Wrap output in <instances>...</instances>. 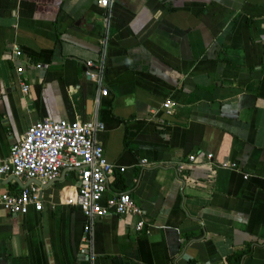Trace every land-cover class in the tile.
Listing matches in <instances>:
<instances>
[{"label": "crops", "instance_id": "1", "mask_svg": "<svg viewBox=\"0 0 264 264\" xmlns=\"http://www.w3.org/2000/svg\"><path fill=\"white\" fill-rule=\"evenodd\" d=\"M104 12L0 0V160L36 121L96 119L104 157L124 169L106 196L129 192L144 226L97 219L90 257L85 219L65 204L73 172L41 186L4 177L0 191L39 185L42 210L0 209V264H228L248 244L240 264H264V0H114L108 26ZM88 61L104 63L99 79Z\"/></svg>", "mask_w": 264, "mask_h": 264}, {"label": "built area", "instance_id": "2", "mask_svg": "<svg viewBox=\"0 0 264 264\" xmlns=\"http://www.w3.org/2000/svg\"><path fill=\"white\" fill-rule=\"evenodd\" d=\"M103 8L108 26L110 10L114 0H97ZM12 61L20 57L21 51L16 44L10 46ZM31 67V65H27ZM40 69L41 65H35ZM86 74L90 79H99L104 72V63L86 62ZM16 72L23 75L25 66H17ZM20 91L27 94L29 86L20 83ZM100 95H106L102 90ZM163 108L169 109L170 102ZM98 120L79 121L48 118L33 123L19 141L10 147L8 159L0 160V181L12 176L39 182L40 186L57 179L62 171L73 172L76 176L77 193L65 201L66 205L75 206L83 215L84 248L92 251V229L97 219L110 216L132 215L139 217L135 227L140 231L144 226L143 211L129 192L115 193L107 197L111 179L123 168L109 163L104 157L103 148L96 136L104 130ZM207 155L206 159L211 160ZM189 162L195 161V155L188 156ZM141 164H147L142 160ZM184 164L178 165V171ZM223 168L235 169L234 163H222ZM35 183L22 188L17 193L0 191V209L9 215H26L31 209L42 210L41 187Z\"/></svg>", "mask_w": 264, "mask_h": 264}, {"label": "trees", "instance_id": "3", "mask_svg": "<svg viewBox=\"0 0 264 264\" xmlns=\"http://www.w3.org/2000/svg\"><path fill=\"white\" fill-rule=\"evenodd\" d=\"M119 180V179H118ZM117 180V181H118ZM77 193V192H76ZM76 195V194H75ZM249 244L248 247L240 252L233 253L226 258L228 264H240V260L243 256H245L249 252Z\"/></svg>", "mask_w": 264, "mask_h": 264}, {"label": "water", "instance_id": "4", "mask_svg": "<svg viewBox=\"0 0 264 264\" xmlns=\"http://www.w3.org/2000/svg\"><path fill=\"white\" fill-rule=\"evenodd\" d=\"M66 173V171L64 170L63 171V173H62V176H64V174ZM59 180V178H57V179H55V180H53L52 182H50V183H54V182H56V181H58Z\"/></svg>", "mask_w": 264, "mask_h": 264}]
</instances>
